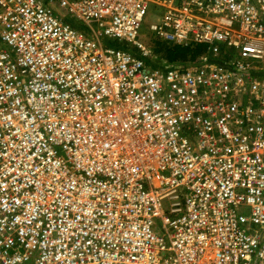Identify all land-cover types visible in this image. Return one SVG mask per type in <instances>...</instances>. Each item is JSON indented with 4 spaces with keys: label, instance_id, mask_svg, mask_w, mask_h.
I'll use <instances>...</instances> for the list:
<instances>
[{
    "label": "built area",
    "instance_id": "1",
    "mask_svg": "<svg viewBox=\"0 0 264 264\" xmlns=\"http://www.w3.org/2000/svg\"><path fill=\"white\" fill-rule=\"evenodd\" d=\"M0 264H264V0H0Z\"/></svg>",
    "mask_w": 264,
    "mask_h": 264
},
{
    "label": "trees",
    "instance_id": "2",
    "mask_svg": "<svg viewBox=\"0 0 264 264\" xmlns=\"http://www.w3.org/2000/svg\"><path fill=\"white\" fill-rule=\"evenodd\" d=\"M158 45H160V47L158 46L157 47L158 50H155L154 53L156 56H158V54L160 52L163 56L165 63H167L168 65L196 64L197 62H199V60L208 56L209 50H210L208 45H192V46H188V47L179 46V45L173 46L170 44L166 45V44H162V43H159ZM118 48L126 50V48H128V46L126 43H124V44H119ZM136 54H137V56L141 57L147 63V65H150L153 67H158L159 64H162V62H160V60H157V61H159L158 62L159 64H157V66H155L151 62V60H149L143 54H141V55H139L138 53H136ZM157 61H156V63H157Z\"/></svg>",
    "mask_w": 264,
    "mask_h": 264
},
{
    "label": "rangeland",
    "instance_id": "3",
    "mask_svg": "<svg viewBox=\"0 0 264 264\" xmlns=\"http://www.w3.org/2000/svg\"><path fill=\"white\" fill-rule=\"evenodd\" d=\"M154 10H151L149 15L145 18L143 25L141 27V30L139 32V37H138V41L140 43H142L145 47V49H147V51L149 52L148 54V59L151 60V62L156 65V61L157 60H161L164 61L162 54L159 52L158 56L155 55V50H158L157 47L160 45H158L159 43L162 44H166L169 45L168 42L164 41L163 39H160L158 37H155L154 34L151 33L150 31V26L154 23L157 22V18L154 17ZM83 29L85 30V27L83 26ZM87 34H89L88 31H86ZM102 42L107 45V46H112V47H118L117 44H119L120 42L116 41V40H107L104 39L102 40ZM128 48H126V50L134 52V53H138L139 55H141L142 53L140 51H138L137 49H135L132 45L127 44ZM224 49H226L224 47ZM206 56V55H205ZM219 56V55H218ZM160 59H159V58ZM160 61V62H161ZM157 66V65H156Z\"/></svg>",
    "mask_w": 264,
    "mask_h": 264
},
{
    "label": "crops",
    "instance_id": "4",
    "mask_svg": "<svg viewBox=\"0 0 264 264\" xmlns=\"http://www.w3.org/2000/svg\"><path fill=\"white\" fill-rule=\"evenodd\" d=\"M66 20H67L70 24H72V25H73L78 31H80L81 33L87 35L88 37H91L90 34H87L86 31H84V29H83V25H82L79 21H77V20H75V19H73V18L67 17V16H66ZM119 44H124V43H123V42H120ZM119 44H117V45H119ZM173 46H175V45H173ZM160 61H161V60H160ZM158 62H159V61H157L156 65L159 64ZM161 62H162V64H159L157 68H163V69H164V67H165L166 65H168V64L165 63V61H161ZM163 62H164V63H163ZM156 65H155V66H156ZM188 65H189V64H188ZM175 66H185V65H181V64H179V65H175Z\"/></svg>",
    "mask_w": 264,
    "mask_h": 264
}]
</instances>
